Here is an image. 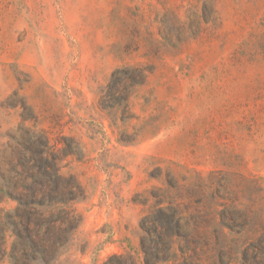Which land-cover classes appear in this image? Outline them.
Instances as JSON below:
<instances>
[{
    "label": "rangeland",
    "instance_id": "obj_1",
    "mask_svg": "<svg viewBox=\"0 0 264 264\" xmlns=\"http://www.w3.org/2000/svg\"><path fill=\"white\" fill-rule=\"evenodd\" d=\"M43 142L85 195L51 264H143L158 202L195 264H264V0H0V185ZM18 207L0 264H42L3 239Z\"/></svg>",
    "mask_w": 264,
    "mask_h": 264
},
{
    "label": "trees",
    "instance_id": "obj_2",
    "mask_svg": "<svg viewBox=\"0 0 264 264\" xmlns=\"http://www.w3.org/2000/svg\"><path fill=\"white\" fill-rule=\"evenodd\" d=\"M47 148V142L39 147L33 145L32 153L38 155L36 161L19 153L18 162L3 175L0 185V200L10 197L19 203L15 216L9 215L10 222L2 226L3 239L10 225L19 239L18 246L27 247L30 252L29 260L42 264L54 262L60 250L72 241L80 223L73 204L85 197L83 188L73 177L59 174L56 158L50 160L46 156ZM28 151L31 153V148ZM35 168L37 172H33ZM27 181L31 183L20 185ZM156 206L140 223L143 264H195L197 250L189 223L183 221L177 208H163L159 202ZM13 217L20 221H12ZM176 243H182L179 254L174 248ZM102 264H133V261L129 256L114 254Z\"/></svg>",
    "mask_w": 264,
    "mask_h": 264
}]
</instances>
